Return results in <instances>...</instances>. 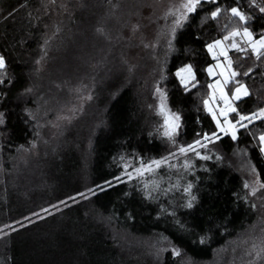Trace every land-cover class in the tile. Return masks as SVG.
Masks as SVG:
<instances>
[{
  "label": "trees",
  "instance_id": "16d2710c",
  "mask_svg": "<svg viewBox=\"0 0 264 264\" xmlns=\"http://www.w3.org/2000/svg\"><path fill=\"white\" fill-rule=\"evenodd\" d=\"M146 1L55 0L53 5L50 0H0V54L6 57V72L14 81L9 85L6 78L0 85V113H4L0 168L10 174L0 178V227L17 220L26 223L21 218L30 212L118 175L113 158L121 153L135 151L147 158L166 154L170 145L148 136L160 120L149 108L158 102L153 95L157 86L165 90L167 106L181 115L178 143L191 142L197 132L215 130L202 104L210 81L204 69L213 61L204 45L226 34L225 25L230 29L238 18L230 21L222 14L218 20L202 22L212 10L206 4L178 29L172 51L161 38L144 54L141 28L147 24L138 14ZM216 6H238L253 17L248 27L254 35L264 31V14L249 0H218ZM13 9L14 15L5 20ZM132 23H139L140 30L128 39L125 29ZM98 26L108 39L95 31ZM49 37L47 57L38 66L41 45ZM229 57L251 93L236 106L244 113L264 107V60L250 51L241 58L230 50ZM185 64L193 66L199 82L188 91L176 76ZM249 67L252 72L244 76ZM82 85L86 87L76 92ZM27 87L33 92L21 95ZM89 94L91 100L80 98ZM73 107L77 111L70 121L57 119L72 115ZM25 108L35 118L30 119ZM262 131L264 122L255 121L239 131L237 141L222 136L209 146L213 158L196 162L195 176L188 177H199L197 203L192 209L177 207L176 219L198 233L206 230L207 243L193 245V237L180 231L173 217L158 216L170 200L179 201L178 193H161L158 200L146 201L133 182L117 184L87 200L77 197L69 207L58 205L59 212L49 209L51 216L25 228L13 224L17 231L0 238V264H230L239 247L236 242L247 239L250 247L255 241L259 248L264 238V189L257 187L256 194L248 195L249 189L243 187L254 177L264 183V155L250 135ZM215 155L222 159L217 161ZM249 163L256 168L254 174ZM201 164L209 171L204 172ZM165 174L166 169L161 172ZM161 235L182 254L173 257L170 246L159 242ZM228 246L230 251L221 253ZM158 247L166 249L159 256ZM250 250L253 255L255 250ZM250 264H264V255Z\"/></svg>",
  "mask_w": 264,
  "mask_h": 264
},
{
  "label": "snow or ice",
  "instance_id": "6c2138e0",
  "mask_svg": "<svg viewBox=\"0 0 264 264\" xmlns=\"http://www.w3.org/2000/svg\"><path fill=\"white\" fill-rule=\"evenodd\" d=\"M50 3L55 4V0H50ZM212 6V10L206 12L202 17V22L218 20L222 14H227L228 19L231 21L233 18H238V22L230 29L228 25H225V33L220 38L212 39L210 42L205 43L204 47L207 53L216 61L215 64H209L204 71L207 72L209 77H217L212 82L208 83L209 89L206 97L203 98L202 104L204 111L211 117L214 123V131L197 132L191 142L178 143V138L181 135V129L183 127L181 122V115L179 112L172 111L167 106V96L164 89L155 87L153 95L158 97V102L153 105H149V108L155 109V113L162 120V123L158 124L153 131L148 133L149 137L154 135L166 141L170 145V149L166 154L159 157L147 158L135 151L131 154L121 153L117 157L113 158V163L117 164L119 168V174L114 175L111 179L102 180L99 184H94L93 187H85L84 191H77L73 195H67L65 199L59 200L57 204H49L48 207H41L39 211L30 212L28 216H23L21 223L20 220L13 221L11 224H5L0 227V238L7 237L9 232H16L17 229L13 227V224L19 225L20 228H25L28 225L34 224L36 221H43L45 216H51L49 209H53L57 212L61 210L59 206L69 207V202L77 203V197L81 200H87L90 196H95L97 192H104L108 188H112L117 184L134 183L136 190L142 195L146 201H156L159 199L161 193L167 195L168 193H178L179 201H169L167 206H162L159 215L167 214L175 219V223L178 225L179 230L187 233L193 237L191 243L205 244L209 237L207 231L201 229V232H196L194 229L188 227L186 223L176 219V208L192 209L197 203L196 180L189 179V176H195L196 162H207L213 158L211 152L212 145L215 146L216 142L221 139L222 136H230L233 141L238 140V133L241 129L247 130L255 121L264 122V107H259L255 111L249 113L242 112L237 106L236 102L241 101L243 98L251 95L246 84L238 79L240 73L233 67V61L228 55L229 50H235L241 54V58H244L250 51L251 55L257 60H264V31H261L259 36L254 35L253 31L248 27L249 21L253 19L246 12L242 11L238 6H232L224 8L222 6H216L218 0H168L165 6L162 18L170 23L163 26L162 31L157 34V39L144 43L143 47L155 49L157 45L163 42L167 45V51L173 50V41L176 38L178 29L184 27V25L190 20V17L200 10H203L204 5ZM251 7L255 8L260 14H264V0L257 3V0H249ZM65 11L67 6L60 5ZM113 7H116L115 5ZM15 9L8 13V16L4 17L7 20L13 16ZM132 34H136L140 30L139 23H132L128 25ZM59 27L56 31H59ZM95 31L109 38V34L105 32L102 26H98ZM49 39L44 40L41 45L42 56L35 61L36 65L41 66L44 59L47 57V51L45 46L48 44ZM223 57V61L220 60ZM125 63L127 61H124ZM7 60L3 54H0V85H3L7 78L9 85L14 81L8 77L6 72ZM131 70V69H130ZM218 70V71H216ZM39 71V67L37 68ZM164 69L161 66L160 73L161 79ZM252 72V68L249 67L247 71L243 73L244 76H248ZM176 76L179 78L180 84L184 87L185 91L189 88H195L198 85L195 72L191 64H185L183 67L177 69ZM159 83V82H157ZM231 85L229 88L228 86ZM81 86L76 89V92H80ZM227 89V90H226ZM33 89L27 87L24 89L21 95L32 93ZM90 92V90H89ZM3 96H0L2 99ZM81 99L91 100L92 95L89 94L86 97H80ZM25 113L30 119L35 118L30 109L25 108ZM77 109L73 107L71 109L72 115L70 116H58V120H71ZM4 113H0V124L4 123ZM231 117V118H230ZM199 123V120L197 121ZM59 126V125H55ZM38 135V133H37ZM257 140V147L259 153L264 155V131L260 132L258 136L253 133ZM32 147H35V142H30ZM27 151V149H26ZM217 161L221 160L220 155H215ZM251 173L256 172L255 166L249 163ZM167 170V174L161 175L163 170ZM201 169L204 172H208L209 169L201 164ZM166 184L167 187H162ZM245 189H249L248 195H254L257 192V187L264 189V183H261L259 178L250 181H245L243 184ZM125 196L129 193H124ZM255 207V205H252ZM43 213L44 215H41ZM35 218L33 220L32 218ZM128 218L131 219V214H128ZM8 229L9 231H4ZM210 230V229H209ZM203 233V234H201ZM160 243L166 242L170 246L171 254L173 257H178L182 254V249L172 244L167 237L163 235L159 238ZM255 250V256L261 257L264 255V238L261 239L260 247L256 245L252 246ZM166 249L164 247H158L156 254L159 256Z\"/></svg>",
  "mask_w": 264,
  "mask_h": 264
},
{
  "label": "rangeland",
  "instance_id": "374dc122",
  "mask_svg": "<svg viewBox=\"0 0 264 264\" xmlns=\"http://www.w3.org/2000/svg\"><path fill=\"white\" fill-rule=\"evenodd\" d=\"M167 3H168V0H147L146 4H144V6H142V9H141L142 13H140V15L138 14V17L142 16V20H143L142 23L147 24L146 26L141 28L143 31V35H144L142 42L150 43V42L156 40L157 34L160 32V30L163 28V26L169 23V21H165L162 18V13H163V10H164L165 6L167 5ZM138 17L136 18L137 20H138ZM137 20H134V21H137ZM125 35H127L128 39H129L131 37V35H134V34L131 33V31L128 27V29H125ZM134 38H136V37H134ZM140 50H141V53H144V54L149 53V49L143 47V44H142V47ZM228 55H229V52H228ZM210 58L212 59L211 56H210ZM220 60L223 61V57H220ZM215 63H216V61L213 60L212 63H210V64H215ZM216 71H218V70H216ZM209 78H210V81H209V83H210L214 79H216L217 77H209ZM153 106H155V105H153ZM158 123L159 124L162 123L161 118L158 121ZM6 177H10V174L5 172L3 170V168L2 169L0 168V178L3 179ZM254 179H256V178L254 177L253 180ZM11 186L15 187V185H11ZM244 238H246V237H244ZM242 240H240L239 242H236L239 244V245H237L239 247H238L237 251H234L232 257H231V255H229L231 257L230 259H232L230 264H250L251 261H253V262L256 261L255 253L253 255L250 254V252H251L250 248H253L252 246L255 245V243H254L255 241L252 242V245L250 247H247L246 246L247 245V243H246L247 239L243 240V241ZM243 245H244V248H241V247H243ZM231 246L236 247V244H232ZM231 246H228L225 249H223L221 251V253L229 252L231 249L230 248Z\"/></svg>",
  "mask_w": 264,
  "mask_h": 264
}]
</instances>
